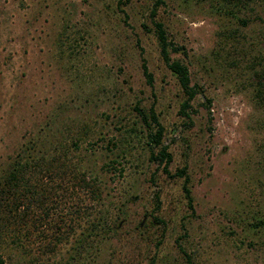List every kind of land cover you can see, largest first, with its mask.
Here are the masks:
<instances>
[{
    "label": "rangeland",
    "instance_id": "1",
    "mask_svg": "<svg viewBox=\"0 0 264 264\" xmlns=\"http://www.w3.org/2000/svg\"><path fill=\"white\" fill-rule=\"evenodd\" d=\"M153 1L0 0V181L19 151L43 164L27 172L0 264H264V0L236 16L215 0L158 6L187 48L171 55L211 98H194L192 122L159 54ZM151 104L170 171L187 166L193 211L183 178L150 157L134 106Z\"/></svg>",
    "mask_w": 264,
    "mask_h": 264
},
{
    "label": "trees",
    "instance_id": "2",
    "mask_svg": "<svg viewBox=\"0 0 264 264\" xmlns=\"http://www.w3.org/2000/svg\"><path fill=\"white\" fill-rule=\"evenodd\" d=\"M125 1L126 0H118V4H122ZM251 1L252 0H215L214 7L216 9L219 8V10H227L232 13L231 15L236 16L235 11L247 7ZM163 2L164 0L153 1V5L149 10V17L151 18L153 31L157 39L159 54L165 65L176 77L183 93L179 112L185 116L189 122H192L191 114L197 110L193 107L194 98L200 94V97L203 100L202 102L207 108L211 105V98L202 94L204 90L199 83L192 81L191 71L188 64L182 59L175 58L171 55V52L174 51H180L186 55L187 48L185 45L177 43L169 36L164 22L156 16L158 6ZM120 9L124 11L122 7H120ZM232 9H235V11ZM141 67L147 83L153 85V74L149 70L147 61L144 57L141 59ZM262 79L258 81L259 86L257 87L256 95L264 105V78ZM134 108L137 110L140 118L148 128L146 134L147 141L152 147L150 150V157L156 160L158 166L161 167L167 176H179L183 178L182 189L186 198L187 207L190 211H193V197L189 186L190 177L186 171L187 166L184 164L175 171H170L169 163L172 159V154L168 149V144L163 141L164 126L158 117L154 104H151L147 110L139 105H135ZM211 119L212 117L209 116L208 120L210 121ZM25 150L26 148H23V151ZM19 152H17V156L13 157L7 173L3 176L4 180L0 181V238L7 231L12 232L10 223L11 219H18L19 222L24 217L25 209L23 197L28 196L27 189H30L27 172L37 171L39 168H43V164L39 162L40 158L38 159V157L29 155L28 153L25 154V152ZM55 159L56 158L52 159L51 162H54ZM80 180L84 183L86 182L85 178H81ZM92 185L94 184L92 183ZM94 189V191L98 190L96 185H94ZM260 224H264V221L257 220L255 222L256 226H260ZM178 247L185 255L186 262H190L192 255L188 253L180 243H178ZM1 261L2 258L0 255V262Z\"/></svg>",
    "mask_w": 264,
    "mask_h": 264
}]
</instances>
